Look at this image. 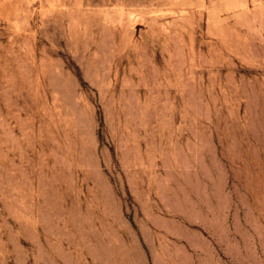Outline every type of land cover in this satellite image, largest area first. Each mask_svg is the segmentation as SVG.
I'll return each mask as SVG.
<instances>
[{"label": "rangeland", "instance_id": "obj_1", "mask_svg": "<svg viewBox=\"0 0 264 264\" xmlns=\"http://www.w3.org/2000/svg\"><path fill=\"white\" fill-rule=\"evenodd\" d=\"M0 264H264V0H0Z\"/></svg>", "mask_w": 264, "mask_h": 264}]
</instances>
